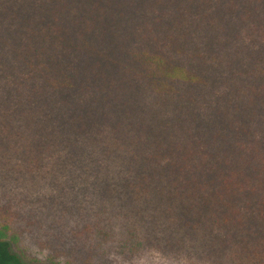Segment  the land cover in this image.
<instances>
[{
  "label": "trees",
  "instance_id": "16d2710c",
  "mask_svg": "<svg viewBox=\"0 0 264 264\" xmlns=\"http://www.w3.org/2000/svg\"><path fill=\"white\" fill-rule=\"evenodd\" d=\"M264 264V0H0V264Z\"/></svg>",
  "mask_w": 264,
  "mask_h": 264
},
{
  "label": "rangeland",
  "instance_id": "374dc122",
  "mask_svg": "<svg viewBox=\"0 0 264 264\" xmlns=\"http://www.w3.org/2000/svg\"><path fill=\"white\" fill-rule=\"evenodd\" d=\"M27 264H53L46 257L36 251L33 247L25 246L18 252Z\"/></svg>",
  "mask_w": 264,
  "mask_h": 264
}]
</instances>
